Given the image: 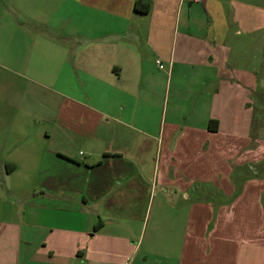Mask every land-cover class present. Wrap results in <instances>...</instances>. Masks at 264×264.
Segmentation results:
<instances>
[{
  "label": "crops",
  "instance_id": "1",
  "mask_svg": "<svg viewBox=\"0 0 264 264\" xmlns=\"http://www.w3.org/2000/svg\"><path fill=\"white\" fill-rule=\"evenodd\" d=\"M146 1L0 0V264H264V0Z\"/></svg>",
  "mask_w": 264,
  "mask_h": 264
},
{
  "label": "rangeland",
  "instance_id": "2",
  "mask_svg": "<svg viewBox=\"0 0 264 264\" xmlns=\"http://www.w3.org/2000/svg\"><path fill=\"white\" fill-rule=\"evenodd\" d=\"M253 34H249V37H252ZM256 35H253V38H255ZM263 33H261L259 36H256L259 40L254 41L252 44H247L246 46H242L238 49L244 53V59L240 60L238 59L236 62L238 64H243V63H248L252 59V66L254 69V81L255 77L257 78L256 82L258 85L260 84V81L264 82V38H262ZM262 38V39H261ZM251 59H250V57ZM233 61V59L231 60ZM257 74V75H256ZM244 78V77H243ZM250 78V77H249ZM253 118H252V127H251V142L247 144H242L238 147L241 149V153H244V150L247 148H254L258 145V143L262 140H264V90L263 91H256L253 93ZM240 128V127H238ZM228 146V143H227ZM233 163V160H231V163ZM238 167H235V171L237 170ZM245 166L240 167L239 169L242 170L240 171V176H238L239 182L238 184L241 183L242 180H244L247 176V173L245 171ZM238 169V170H239ZM252 171V170H251ZM241 188V187H240ZM207 195H210L207 194ZM153 218V215H152ZM151 218V222H152ZM149 219V218H147Z\"/></svg>",
  "mask_w": 264,
  "mask_h": 264
},
{
  "label": "trees",
  "instance_id": "3",
  "mask_svg": "<svg viewBox=\"0 0 264 264\" xmlns=\"http://www.w3.org/2000/svg\"><path fill=\"white\" fill-rule=\"evenodd\" d=\"M151 9V2L146 0H136L135 2V10L140 13H147ZM208 128L212 131L217 130L218 128V121L217 120H210L208 124ZM240 190L236 191V195L239 194Z\"/></svg>",
  "mask_w": 264,
  "mask_h": 264
},
{
  "label": "built area",
  "instance_id": "4",
  "mask_svg": "<svg viewBox=\"0 0 264 264\" xmlns=\"http://www.w3.org/2000/svg\"><path fill=\"white\" fill-rule=\"evenodd\" d=\"M192 2H195V3H202L204 0H190ZM157 63L160 65V67H163V64L160 60H157ZM131 260L130 259H127L126 261L120 263V264H130Z\"/></svg>",
  "mask_w": 264,
  "mask_h": 264
}]
</instances>
